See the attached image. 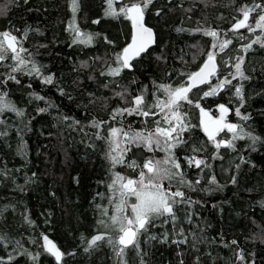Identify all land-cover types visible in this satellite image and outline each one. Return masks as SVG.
Listing matches in <instances>:
<instances>
[{
	"label": "trees",
	"instance_id": "trees-1",
	"mask_svg": "<svg viewBox=\"0 0 264 264\" xmlns=\"http://www.w3.org/2000/svg\"><path fill=\"white\" fill-rule=\"evenodd\" d=\"M77 2L75 21L82 32L93 34L91 44L73 43L75 34L68 30L74 15L72 0H0L6 12L0 16V31L16 35L28 50L22 55L40 66L42 73L28 75L25 69L13 73L19 83H0V91L7 92L24 112L22 116L11 111L0 114L4 121L0 132L7 133L0 136V235L6 238L0 241V264H122L106 241L92 248L88 242L102 231L101 207L113 214L107 188L113 171L133 179L137 171L119 165L111 169L105 158L106 140L98 136L107 137L110 127L151 129L154 120L167 127L163 113L147 118L124 114L116 121L112 114L118 108H131L132 97L142 91L146 101L153 102L156 97L167 98L158 85L184 83L211 50L213 38L203 34L205 29L220 32V40H232L225 52L214 49L217 75L227 76L231 84L210 97H203L209 88L201 85L189 98L213 113L225 103L230 109L228 119L240 126L244 138L233 140L234 148L216 149L203 130L200 109L182 102L180 111L186 114L188 127L181 133L183 143L172 154L191 187L175 176L164 184L185 192L188 202L175 206V224L157 220L138 237L139 251L127 248L123 260L127 264H264V47L253 44L247 52L242 48L264 33L246 28L230 31L242 16L238 11L242 5L264 4V0H152L144 19L154 28L156 41L132 61L131 69L116 77L107 73L118 67L115 55L130 41L132 22L122 15H105L106 0ZM131 2L118 0L115 7ZM241 56L247 79L236 75L233 67ZM14 65L11 59L0 63V81ZM49 74L51 84L43 79ZM237 87L242 88L243 99L236 95ZM117 92H125V98ZM237 108L247 120L235 114ZM93 121L109 123L97 128ZM248 133L258 139L253 141ZM217 138L232 140L233 133L224 130ZM167 155L160 149L149 152L133 146L127 159L142 165L146 159ZM193 156L205 159L210 167L189 166L186 158ZM212 176L216 183H210ZM44 235L61 247L60 261L45 250ZM110 235L115 239L116 233ZM185 238L186 243L174 242ZM233 240L238 243L231 244ZM240 250L243 261L237 258Z\"/></svg>",
	"mask_w": 264,
	"mask_h": 264
},
{
	"label": "snow or ice",
	"instance_id": "snow-or-ice-1",
	"mask_svg": "<svg viewBox=\"0 0 264 264\" xmlns=\"http://www.w3.org/2000/svg\"><path fill=\"white\" fill-rule=\"evenodd\" d=\"M12 2V0H10ZM118 0H106L107 8L105 9V15L119 18L121 15L130 20L133 25V32L131 34L130 42L122 49L121 52L115 55V60L118 63V67L110 68L108 75L113 77L119 76L124 69H131L133 67L132 61L141 56L142 53H146L148 48L155 43V34L152 28L147 27L144 23V14L148 6L152 3V0H132L131 3H123L119 9L115 7ZM27 3V0H25ZM78 10L77 0H72L73 20L68 25V30L73 32V43L91 44L93 40V34L82 32L76 24L75 13ZM259 10V11H257ZM238 11L242 14V18L238 19L235 24L232 25L230 31L239 32L240 29H248V31L255 33L257 29H260L264 33V4L253 3L252 6L247 4L242 5ZM256 12V17H252V13ZM6 12L0 10V16L5 15ZM159 14V13H157ZM250 18L252 22L250 23ZM93 23H99V21H93ZM205 36L213 38L211 48L219 49V52H225L229 45L232 44L231 39L220 40V32L214 29L201 30ZM28 31L23 33L26 39ZM244 39L243 34L240 36ZM253 44H260L264 47V37L256 36L254 40L246 45H242L245 52L252 48ZM28 52L22 46V42L11 31H0V63L5 60L11 59L15 61V65L11 66V72L8 74L5 80L0 83L6 84L8 80H13L16 83L17 80L13 73H23L27 69L28 75H42L40 66H37L31 59L26 58L22 53ZM29 57L31 54H28ZM31 65L29 68L28 66ZM243 57H238L233 67L236 70V75L243 79H247L242 71ZM217 64V53L215 51H208L206 53V59L198 70L188 73L187 80L179 86L173 87L171 84H160L157 86V90L163 92L166 95V99H160L156 97L153 102L146 101L145 94L142 91L136 96L132 97L131 108H118L113 111L112 120L116 121L118 116L124 114L132 115L133 113L142 117H155L161 113L163 122L167 127L161 126L160 120H154V127L149 129L147 125L142 130H133L130 127H110L108 129L109 135L107 137H99L106 140L107 151L105 152V158L109 161L111 169H115L116 166H123L131 168L137 171V177L135 179L123 175L121 172L113 171L110 177L111 182L107 185L109 190L108 204L113 208V214L109 215L107 207H101V219L98 221L99 227L102 231L92 236L88 242L89 248L98 246L99 242H107L112 245L116 250V255L121 258L122 264H127L126 260H123L125 256V250L129 247L139 251V239L141 234H146L150 226H153L157 220L164 218V222L168 223L169 219L173 224L177 221L176 212L174 208L178 204L187 203L185 200V192L177 189L172 191L171 185L165 187L164 181L175 177L180 178L181 184H187L191 187V182L185 181L183 178V172L180 170L181 165L179 161L173 156L172 150L180 143H183L181 139V133L186 130L188 125L185 123L186 114L180 111L182 102L188 104H194L196 108L200 109L201 123L203 130L207 133L208 138L215 145L216 149H220L222 146L228 148H234L233 140L243 139L244 137L239 135L240 126L235 123L226 122V116L230 112V109L225 105H219L220 115L213 117L210 112L206 111L200 106L198 102H195L189 98V93L193 92V89L199 88L201 85H207L209 90L203 92V97L215 96L218 92L225 87V85L231 84V80L227 76L219 78ZM105 75V73H101ZM213 78L218 79V83L213 85ZM44 82L51 84L53 82V76L51 74L43 77ZM235 79V76H233ZM107 87V85H105ZM126 91V90H125ZM235 93L238 97L243 99V92L241 87L235 89ZM117 96L122 99L125 98V92H117ZM36 99L43 100L44 97L36 96ZM158 109L159 112L155 111ZM5 111L15 112L17 115L22 116L24 114L22 109L16 107V105L8 99L7 92L0 91V114ZM40 112L45 109H39ZM235 114L241 116L239 108L235 109ZM242 119L247 120V116H241ZM0 123H4L0 120ZM108 121L96 122L93 121V125L100 128L102 124H107ZM227 130L233 133L232 140H217V136L220 132ZM7 133L0 132V136ZM251 137V133L247 134ZM253 141L258 139L257 137H251ZM137 148L143 146L149 152L160 149L168 153V155L160 160L149 158L144 163L138 164L135 160L127 159L128 153L131 152L132 147ZM199 151V150H196ZM189 166H195L196 168L210 167L205 159H198L195 156L186 158ZM175 169V171H173ZM199 183V181H196ZM210 183H216L215 176H212ZM235 183V180H233ZM103 198V193H98ZM98 207H100L98 205ZM31 223V221H29ZM110 231L116 233L115 239L110 235ZM183 229L180 230L178 235H182ZM155 239V237H152ZM6 239L3 235H0V241ZM44 241L45 250L51 254L56 261H60L64 253L47 235L42 237ZM164 239H167V234ZM176 243H186V238L181 241H174ZM238 242L233 240L231 244L235 245ZM226 247L228 245H225ZM87 250V249H86ZM237 258L240 261L245 259L243 251L240 250L237 253ZM13 257L9 256L8 260H12ZM35 259V257H33ZM3 258L0 257V262Z\"/></svg>",
	"mask_w": 264,
	"mask_h": 264
},
{
	"label": "water",
	"instance_id": "water-1",
	"mask_svg": "<svg viewBox=\"0 0 264 264\" xmlns=\"http://www.w3.org/2000/svg\"><path fill=\"white\" fill-rule=\"evenodd\" d=\"M144 23H145V25H146L147 27L152 28V30H153V32H154V34H155V41H156V33H155L154 28H153L152 26H150L149 24H147L146 21H145V19H144ZM132 32H133V25H132ZM129 42H130V41H129ZM129 42H128V43H129ZM128 43H127V44H128ZM127 44H126V45H127ZM126 45H125V46H126ZM152 45H153V44H152ZM152 45H151V46H152ZM151 46H150V47H151ZM150 47H149V48H150ZM205 59H206V57H205ZM205 59H204V60H205ZM204 60H203V62H204ZM203 62H202V63H203ZM202 63H201V65H202ZM217 64H218V60H217ZM201 65H200V66H201ZM200 66H199V67H200ZM218 66H219V65H218ZM199 67H198V68H199ZM198 68H197L196 70H198ZM196 70H195V71H196ZM193 72H194V71H193ZM222 104L225 105V106L227 107V105H226L225 103H222ZM220 105H221V104H220ZM202 108H204L206 111L210 112L211 115L213 116V113H212L208 108H206V107H202ZM200 119H202V117H201V113H200ZM201 124H202V123H201ZM202 127H203V125H202ZM223 140H225V139H223ZM49 239H51L54 243H56V245H57V246L60 248V250L62 251L61 247L58 245V243L56 242L55 239H53V238H49ZM62 252H63V251H62Z\"/></svg>",
	"mask_w": 264,
	"mask_h": 264
},
{
	"label": "rangeland",
	"instance_id": "rangeland-1",
	"mask_svg": "<svg viewBox=\"0 0 264 264\" xmlns=\"http://www.w3.org/2000/svg\"><path fill=\"white\" fill-rule=\"evenodd\" d=\"M0 10H3V8H1L0 7ZM241 18H242V16H241ZM252 21L250 20V23H251ZM210 51H214L212 48H211V50ZM211 111V110H210ZM212 112V111H211ZM213 113V112H212ZM220 115V110H219V105H218V107H217V112L216 113H213V117H218ZM226 122H228V123H233L231 120H229L228 119V114H227V116H226ZM217 140H220L219 138H217ZM135 179V178H134Z\"/></svg>",
	"mask_w": 264,
	"mask_h": 264
}]
</instances>
